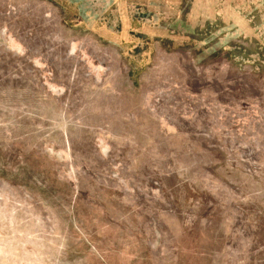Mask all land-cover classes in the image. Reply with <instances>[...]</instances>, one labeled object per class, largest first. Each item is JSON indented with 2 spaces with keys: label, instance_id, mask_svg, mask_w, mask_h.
Returning a JSON list of instances; mask_svg holds the SVG:
<instances>
[{
  "label": "rangeland",
  "instance_id": "obj_1",
  "mask_svg": "<svg viewBox=\"0 0 264 264\" xmlns=\"http://www.w3.org/2000/svg\"><path fill=\"white\" fill-rule=\"evenodd\" d=\"M0 264H264V0H0Z\"/></svg>",
  "mask_w": 264,
  "mask_h": 264
}]
</instances>
